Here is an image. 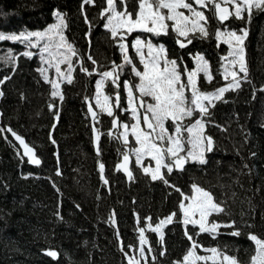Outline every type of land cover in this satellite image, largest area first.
<instances>
[{"label":"trees","instance_id":"trees-1","mask_svg":"<svg viewBox=\"0 0 264 264\" xmlns=\"http://www.w3.org/2000/svg\"><path fill=\"white\" fill-rule=\"evenodd\" d=\"M82 4L83 0H0V32H39L60 13L66 25L62 34L76 51L71 83L60 85L58 99L39 73L37 54L23 55L18 42L0 44L17 56L13 67L0 64V264H128L126 256L138 247L139 229L147 248L138 264H175L191 246L185 230L198 231L177 222L181 194L176 188L187 195L193 184L210 190L223 203L225 212L209 220H234L241 232L233 236L229 235L233 228L221 227L216 239L201 233L194 240L224 249L238 264H250L255 244L248 234L264 238V10L253 8L250 17L247 12L244 19L232 14L221 22L211 5L199 9L209 18L208 35L188 36L192 43L184 49L176 46L177 35L171 29L167 36L141 34L142 39L150 36L154 44H163L182 68L190 65L188 55L200 54L212 80L209 83L201 74L197 80L203 91L213 92L229 82L220 61L226 47L215 33L247 31L243 42L247 75L241 73L240 86L215 99L210 119L205 117V133L213 139L212 151L205 154L207 163H186L182 171L164 172L170 187L142 174L131 158L128 181L115 170L130 147L110 131L111 117L96 112L93 100L98 76L111 71L113 62L119 65L123 55L104 27L101 10L107 7L106 0ZM136 35L132 33L128 41ZM128 55L139 68L131 46ZM131 76V66L125 64L117 81L120 86L106 79L104 94L112 98L119 93L123 102L122 84ZM89 106L96 112L94 120ZM6 128L34 150L38 166L26 163ZM101 164L106 184L100 179ZM172 213L176 215L161 238L147 230ZM45 252H55L56 257Z\"/></svg>","mask_w":264,"mask_h":264},{"label":"snow or ice","instance_id":"snow-or-ice-1","mask_svg":"<svg viewBox=\"0 0 264 264\" xmlns=\"http://www.w3.org/2000/svg\"><path fill=\"white\" fill-rule=\"evenodd\" d=\"M94 2L95 0H83V4H94ZM229 4L234 6V15L239 19H244V12H247L250 17L253 8L264 10V0H223V6L221 0H135L134 3L132 0H106L107 7L101 10L102 17L106 18L104 27L110 32L111 38L117 41L124 63L132 65L131 71L139 77L138 85L129 86L127 81L124 82V87L128 89L129 104L135 99L133 89H136L140 94V108L145 107L146 101L143 100V97H150L154 101V103H147L142 117L138 115L137 107L131 108L132 118L136 123L131 126L127 123L123 124L125 129L123 133L124 143H128L127 130L131 127V134L136 144L139 145L138 148L132 150L136 155V162L139 164L142 157L150 156L156 162L151 178L153 180L159 178L170 187L173 185H170L165 175L161 174V169H167V173L170 174L173 168L184 170V165L188 162L207 163L204 153L205 151L211 152L213 146L212 137L204 134L205 124L207 123L205 117L210 119L211 116L209 107H214L213 101L221 98L228 89L238 88L240 84L237 79L238 74L226 67L225 79L230 75L233 83H230L227 88H217L215 92L203 91L197 80L198 73L203 72L209 83L212 80V75L209 71L208 62L202 56L195 57L197 61L195 69L182 68L176 59L169 58L167 49L163 44H154L147 36L142 39L141 34H151L153 37L167 36L170 34L169 29L171 28L172 32L178 37H185L186 43L190 44L192 39L188 38L189 33L198 31L201 36L206 37L208 35L205 26L209 18L199 9L208 8L211 5V9L215 10L213 14L216 15L218 13L219 20L223 22L228 19L229 15L233 14L228 11ZM181 9L187 10L189 14L186 15L184 11H180ZM56 16L58 23L52 25L47 32H28L19 35H5L0 32V41L31 42L32 37L43 39L46 36L51 39L52 37L49 34L55 32L59 36V43L56 47L58 49L63 48L66 52L76 55L75 49L71 44L67 43L62 34V29L66 26L63 15L56 13ZM168 22H171V25ZM134 32L138 33V35L128 41V37ZM240 32L241 34H237L236 31L224 33L218 29L215 35L217 39L226 35L229 39L225 42L229 43V47H233L231 41H235L233 51L229 52V56L236 58L232 60V66L235 67L238 63L240 72L247 75L243 49L247 31L241 29ZM176 42L181 48L186 47L184 41L177 39ZM32 46L35 47V45ZM129 46L134 48L139 54L140 63L143 65L142 70L138 69L133 63V59L129 57ZM144 47H147L148 50L147 57L143 53ZM44 50L48 51L47 47ZM23 55L31 56L32 53L25 52ZM53 59H55L54 56ZM88 59L96 63L91 55H89ZM61 62H67L66 55L64 61ZM49 63H51V60ZM123 67L124 64L117 65L113 62L111 71L100 73L102 79L97 82V89L101 88L107 78H111L112 83L119 87L120 85L117 84L119 74L116 73L115 69H123ZM82 70L85 72L89 71L87 68H82ZM56 72L58 75L64 76L58 65ZM185 73L186 80L182 79ZM41 74L43 75V72ZM89 74L91 73L89 72ZM65 78L71 83L70 64L69 73ZM45 79L46 82H51L52 84L54 89L52 95H60L58 91L59 84L55 81H48L47 77ZM189 92L190 96L187 94ZM108 99L109 97L105 96V104L100 105L99 97H97V104L101 106L102 111H107L108 116L114 117L112 109L106 107ZM119 101L120 94L116 93V107H122ZM89 111L92 112L91 106H89ZM197 113H199L198 117L196 116ZM92 115L95 118L96 113L93 112ZM185 118L190 121L187 125L183 123ZM168 121H171V124H168ZM113 124H117L115 117L113 118ZM0 131L3 130L0 129ZM184 133H187V136ZM13 135L16 136L21 145H24L25 154H31L32 149L25 144L24 140L15 133ZM29 158L33 163H40L39 159H36L34 155H30ZM123 160L126 165L129 160L127 153L123 154ZM100 168L101 172H103L104 165L101 164ZM144 171L148 173L149 168L145 167ZM129 176L131 177V173H129ZM192 190V194L186 195L179 188H176V191L180 192L183 197L179 204V208L183 212V218L177 222H182L185 226L191 224L198 231L190 232L187 229L185 230V235L191 242V246L182 260L175 262V264H197V262H202V264H209V262L211 264H238L236 258L229 255L224 249L204 247L197 240H194L193 237H198L201 233H208L212 239H216L217 235L220 234L218 229L221 227L233 228L229 235L239 236L241 232L235 227L236 222L234 220L227 223L209 220L214 214L219 215L225 212L223 203L218 201L210 190H206L203 187L193 184ZM183 201H189V203L185 204ZM175 215L176 213H172L166 220H162L160 225L171 222L172 217ZM160 225H157V228ZM141 233H143V229H141ZM248 235L249 239L256 245V253L252 257L253 264H264V238L258 237L253 233ZM141 242H144L143 234L141 235ZM197 248L204 253H210V255H199L196 251ZM47 254L53 257L56 256L55 252H48ZM141 254L143 255L142 250ZM161 254L163 255V253Z\"/></svg>","mask_w":264,"mask_h":264},{"label":"rangeland","instance_id":"rangeland-1","mask_svg":"<svg viewBox=\"0 0 264 264\" xmlns=\"http://www.w3.org/2000/svg\"><path fill=\"white\" fill-rule=\"evenodd\" d=\"M221 2H222V5H223V0H221ZM229 5H231V4H229ZM229 9H230V7H229ZM164 11L166 12V10H164ZM180 11H184L186 15L189 14L187 12V10L181 9ZM234 11H235V8H234L233 5H231L230 12L233 13V15H234ZM57 23H58L57 16L55 15L54 23L51 24L50 26H48L47 28H45L44 30L39 31V32H47L48 29L52 25L57 24ZM168 23L171 25V22H168ZM221 32L227 33L229 31H221ZM25 33H28V32H25ZM195 33H199V32L197 31ZM195 33H189L188 36L193 35ZM5 35H13V34H5ZM17 35H19V34H17ZM49 35L52 37L51 39H49L47 36L44 37L43 39H39L37 37H32L31 38V42H29V41L20 42V41H12V40H3V41L18 42L20 45H22L24 47V52L23 53L30 52V53H32V55L34 53L37 54V56L39 57V59L41 61L39 73L41 74L43 72V75L41 74L42 79L46 82L45 77H47L48 81H55L56 83H58L59 84V90L58 91L60 93V85L62 83H64V82H68V80L65 77L69 73V64L71 65V76H72V73H73V70H74V65L72 64L73 55L70 52H66V50L63 49V48H59L58 49L56 47V45L59 43V36L56 35L55 32L50 33ZM148 38L150 39V36H148ZM177 39L186 42L185 37H178L177 36ZM177 39H176V41H177ZM228 39L229 38L226 35L221 36L220 39H217L218 42L224 43V45L226 47V52H225V54L223 56H221V60H220L221 61V68L223 70V76L225 78V68L227 67L231 71H235L238 74L237 75V79L240 81V80H242L241 73H243V72H240L238 63L236 64L235 67L232 66V60L236 59V58L232 57V56H229V52L233 51V49L235 47V41L234 40L231 41L233 47H229V43L225 42ZM3 41H0V44ZM32 45H35V47H33ZM45 47H47L48 51L44 50ZM133 52H134V56H135V58L137 60V63L139 65L138 69L142 70L143 69V65L140 63V56H139V54H137V52H136V50L134 48H133ZM143 53L147 57V53H148L147 47H144ZM65 55L67 56V62H61V61H64ZM53 56L55 57V59H53ZM196 56H201V55L197 54V53H194L192 55H188V57L190 59V61H189L190 65L189 66H183V67H186L188 69H195L196 66H197V61L195 59ZM16 57L17 56L14 54L13 49L7 48V47H3V46L0 45V64L1 65L13 67L15 65ZM50 60H51V63H49ZM120 64H124V67H125L124 58H122V62ZM57 65L60 67L61 72L64 73V76H60V75L57 74V72H56ZM183 65H185V64H183ZM75 66H78V63ZM130 66L132 68V65H130ZM124 67H123V69H124ZM123 69L116 68L115 71L118 72V70H119L118 73L122 74ZM199 74H201L203 77H205L203 72L198 73V75ZM131 75H132L131 79L127 80L129 86L138 85L139 84V77H137L135 75V73L132 72V71H131ZM186 78L187 77H186V73H185L184 76L182 77V79L186 80ZM101 79H102V76L99 75L97 80H96V82H95V93H94L93 104H94V108H95L94 110L96 112H100L102 114L107 115V111H102L101 110V106H100V105H104L105 104V100H104V97L106 96L104 94V84H105V82L101 86L100 89H97V87H96L97 82L99 80H101ZM107 79H111V78H107ZM205 79H206V77H205ZM227 79H228L229 82L227 84H225L224 86H221V87L227 88L230 83H233L232 77L230 75L228 76ZM124 82L122 84V93L123 94H122V98H121L123 102H121V100L119 101L120 104L122 103L121 104L122 107H117V109H115V107H114V105L116 103V100H115L114 97L116 96V94L113 95L112 98H110L108 96L109 99L107 101L106 107L111 108L112 111H113V114L115 113L116 110L118 111V115L117 116L114 115V117L117 119V128L114 130V134L118 137V139L120 140L121 143H123L124 145L130 147L129 151H128V155L132 159L133 165L135 167H137L142 174L147 175L150 179H152L151 178L152 177V172L155 170L156 162L154 160H152V158L150 156L142 157L141 162L139 164L136 162V155H135V153L132 150L134 148H138L139 145L136 144L135 139H134V137L131 134V127H129L128 130H127V132H128V143L127 144L124 143L123 133L125 132V129L123 127V124L127 123V124H129L131 126V125L136 123V121L132 118L131 108L132 107H137V104H136V98L137 97L141 99L139 92L136 89H133V95H134L135 99L132 101L131 104H129L128 89L124 87ZM46 83H48L50 85L51 93H52L54 91V89L52 88L51 82H46ZM215 91H213V92H215ZM187 94L190 96V92L187 93ZM54 97L60 99V95H57V96H54ZM97 97H99L100 105L97 104ZM143 100L146 101L145 107H144V111H143V113H145L147 103H154V101H152L150 97H143ZM125 109H127V111H125ZM138 115L141 116V112H139V110H138ZM121 116L123 117L122 120H120V118H119ZM114 117H111V119H113ZM189 122L190 121L187 118H185V120L183 121V123L185 125L189 124ZM168 124H171V121H168ZM141 125H142V122H141ZM204 134L207 136V134L205 133V128H204ZM184 135L187 136V133H184ZM206 153H207V151H205L204 156H205ZM181 155H183V153H181ZM188 163H198V162H188ZM145 167L149 168V172L148 173H145V171H144ZM164 172L167 173V169H161V174H163ZM157 179H159V178H157ZM192 192H193V190L191 188L190 194H192ZM182 200H183V197L181 196L180 202ZM183 202L185 204L189 203V201H183ZM180 211H181V219L180 220H182L183 212H182L181 209H180ZM197 218H198V216H197ZM166 219H164V220H166ZM161 221L162 220H160L156 225H153V226L148 225L147 226V230L154 232L158 238H161L163 228L167 224L170 223V222H167V223H165L163 225H160ZM181 224H182L183 227H185V225L182 222H181ZM157 225H160V227L157 228ZM189 225H191V224H189ZM153 229H156V230H153ZM142 234H143V237H144V242L143 243L141 242V235ZM145 248H147L145 233H144V231H143V233H141V230L139 229L138 230V247H137V250L135 251V253H130L128 256H126L127 263L128 264H138L139 261L143 260L144 259V249ZM141 250L143 251V255L141 254ZM255 253H256V245H255ZM198 254L199 255H210V253H204L202 251H201V253H198ZM250 264H253L252 259H251V263Z\"/></svg>","mask_w":264,"mask_h":264},{"label":"water","instance_id":"water-1","mask_svg":"<svg viewBox=\"0 0 264 264\" xmlns=\"http://www.w3.org/2000/svg\"><path fill=\"white\" fill-rule=\"evenodd\" d=\"M223 6V5H222ZM228 11L230 12V9H229V7H228ZM217 18H218V13L215 15ZM229 17H230V15H229ZM228 17V18H229ZM219 19V18H218ZM186 43V42H185ZM176 46L177 47H179V48H181L180 46H179V44L176 42ZM189 46V44H187L186 43V47H188ZM186 47H184V48H186ZM184 48H181V49H184ZM115 100H116V96H115ZM140 98H136V104H137V108H138V110H139V112H141V117H142V115L144 114L143 113V111H144V108H140L139 107V103H140ZM115 105H116V103H115ZM114 105V107H115V109H117V107ZM87 111H88V114H89V117H90V119L91 120H94L95 118H96V116H95V118L93 117V115H92V113L93 112H95L93 109H92V112H90L89 111V107H88V109H87ZM142 122V121H141ZM117 128V124H113V119H112V122H111V129H110V131L112 132V131H114L115 129ZM145 130H147V129H145ZM6 132L7 133H9V135L11 136V139L13 140V142L17 145V147H18V149H19V152H20V155H21V157L26 161V163L29 165V166H31V167H36V166H38L39 164H36V163H33V162H31L30 161V158H29V156L30 155H34V157L36 158V159H38L37 157H36V155H35V152H34V150L32 149V153L31 154H25V147H24V145H21V143L16 139V136H14L13 135V132H11V131H9V128H6ZM23 139V138H22ZM24 140V139H23ZM26 144V143H25ZM29 147V146H28ZM30 148V147H29ZM130 157H129V160H128V162H127V164L125 165L124 164V160H123V157L120 159V161L117 163V165L115 166V170L116 171H118L124 178H125V180L126 181H128L129 180V178H130V176H129V173H130V170H129V166H130ZM98 170H99V174H100V179H101V181L104 183V184H106L105 183V180H104V176H103V172H101V168H100V165L98 166ZM175 170H179V169H177V168H175ZM48 252H45L44 254L46 255V256H48V257H51V258H55V257H53V256H50V255H48L47 254Z\"/></svg>","mask_w":264,"mask_h":264}]
</instances>
